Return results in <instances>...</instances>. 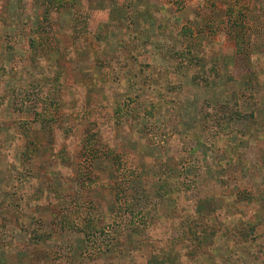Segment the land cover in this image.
Returning <instances> with one entry per match:
<instances>
[{
	"label": "rangeland",
	"instance_id": "obj_1",
	"mask_svg": "<svg viewBox=\"0 0 264 264\" xmlns=\"http://www.w3.org/2000/svg\"><path fill=\"white\" fill-rule=\"evenodd\" d=\"M129 43L136 78L107 87ZM169 176L208 215L252 198L264 241V0H0V264H187L182 228L148 241Z\"/></svg>",
	"mask_w": 264,
	"mask_h": 264
},
{
	"label": "trees",
	"instance_id": "obj_2",
	"mask_svg": "<svg viewBox=\"0 0 264 264\" xmlns=\"http://www.w3.org/2000/svg\"><path fill=\"white\" fill-rule=\"evenodd\" d=\"M135 37H132L134 39ZM128 45L119 48L109 58V67L112 70L113 76L110 85L107 87L117 88L126 84V81L134 80L135 60L138 55L139 47L134 49V53ZM131 46V45H130ZM136 50V51H135ZM133 54V55H132ZM36 63V61H34ZM41 64V63H40ZM41 66V65H37ZM59 88H63L62 76L57 77ZM49 81H47L48 83ZM52 86V84H50ZM131 85V84H130ZM38 117L45 120H52L53 110L40 111L37 113ZM159 185V192L165 193L169 199L175 201V204L170 209L168 218L162 216L158 219L150 220L148 241L154 245V251L159 250L160 242L158 235L167 234L170 224L176 228L183 229V237L185 242V255L188 257L187 264L196 260L197 264H245L244 258L249 263L250 254L259 250V256L264 259V241L260 235H256L255 222L252 219V214H258V204L249 197H239L228 201L220 210L216 209L214 215H208L203 212V208L199 204L186 203L181 196L179 187L176 184V179L172 176L161 180ZM24 186H20L17 181H13L11 185L5 186V189L10 190L12 194L19 198L18 202H10L5 208L11 212L10 216H17L20 214H27L28 204H31L33 182L26 180ZM173 185V186H172ZM23 204L26 206L24 207ZM3 210V214H8ZM252 213L250 214V211ZM243 215H240V214ZM9 215V214H8ZM173 217V218H171ZM170 221L165 222V219ZM23 228L25 224L28 226L31 242L34 245L44 244L50 238L51 234L46 229L39 225L38 220L31 216V221H28L27 216L18 219ZM91 223V222H90ZM225 245L226 249L221 250V246ZM166 250L170 251L169 245H161ZM262 248V251H261ZM135 264H145V258L135 253ZM172 255L171 253H168Z\"/></svg>",
	"mask_w": 264,
	"mask_h": 264
}]
</instances>
